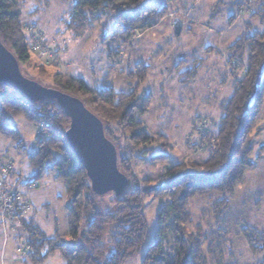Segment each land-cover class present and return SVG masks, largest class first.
Wrapping results in <instances>:
<instances>
[{"label": "trees", "instance_id": "obj_1", "mask_svg": "<svg viewBox=\"0 0 264 264\" xmlns=\"http://www.w3.org/2000/svg\"><path fill=\"white\" fill-rule=\"evenodd\" d=\"M72 1L65 23L75 36L85 33L89 22L110 12L117 16L126 42L133 29L150 25L155 13H165L164 9L156 11L152 5H143L144 0ZM23 2L0 0V39L18 59L22 73L31 78L22 70V65L31 60L29 35L25 30L28 25L25 27L21 22ZM253 2L257 6L250 16L257 17L262 28L242 35L227 47L230 74L238 70L239 75L232 80L230 96L219 103V119L211 125L204 119L193 123L195 136L187 138L185 144L195 155L165 166L156 185L147 187L141 182L144 185L140 186L132 168L135 162H165L171 147L164 135H148L136 118L146 112L150 92L117 91L108 82L101 88H92L80 77L49 70L43 63H33L35 70H41L48 79L46 82L31 79L79 97L102 120L106 137L116 147L118 166L128 183L119 195L114 192L97 195L65 139L69 118L57 102L53 99L33 102L12 85L0 84L1 135L10 138L20 149V133L9 121L21 116L34 126L44 124V131L36 133L33 149L27 155L28 179L25 181L17 175L18 180L34 187L45 174L51 173L63 183L66 198L67 235H60L55 229L53 236L48 237L26 214L16 213L24 230L21 238L30 248L28 262L42 264L51 253L58 252L63 264H124L140 250L148 236L144 198L151 196L164 202L157 210L155 239L146 248L142 264H206L202 250L203 228L197 224L193 231L187 229L192 222L188 203L195 196L232 193L246 169L254 165L250 158L251 133L258 128L256 124L264 101V0ZM116 52V49L107 50L110 62ZM180 60L184 61V66L185 55ZM175 66L182 68L179 63ZM146 71L147 65L139 62L127 75L144 79ZM194 75L195 67L189 66L178 72L177 80L187 83ZM118 138L124 141L126 153H119L115 143ZM156 147L158 152H155ZM201 149L204 155L198 153ZM227 204L226 197L212 202L215 223L221 222ZM240 233L249 251L264 249V232L244 227Z\"/></svg>", "mask_w": 264, "mask_h": 264}, {"label": "rangeland", "instance_id": "obj_2", "mask_svg": "<svg viewBox=\"0 0 264 264\" xmlns=\"http://www.w3.org/2000/svg\"><path fill=\"white\" fill-rule=\"evenodd\" d=\"M142 4L152 5L156 11L164 9L165 13H155L150 25L133 29L124 42L118 18L110 12L89 22L85 33L75 36L65 23L72 0H24L21 22L25 27L28 25L25 30L29 42L32 35L38 36L46 48L57 53V62L50 64L30 49L31 60L22 65V70L27 76L46 82L48 78L41 70H35L33 63H43L52 71L59 65H69L71 69L74 64L83 69L80 74L90 87L101 88V80L105 77V82L117 91L150 92L146 112L136 118L148 135H164L171 147L167 150L168 159L163 163H133V173L140 181L139 185L143 186L142 182L148 187L157 184L165 166L195 155L185 144L187 138L195 136L193 123L204 119L211 125L219 119V103L230 96L232 80L239 75L238 70L230 74L227 47L242 35L261 30L262 25L257 17L250 16L257 6L253 0H144ZM176 17L181 21L178 36L174 35L172 27ZM110 49L117 51L115 62L108 61L107 50ZM184 55L186 61L182 66L184 61L180 58ZM139 62L147 65L144 79L137 75L128 76L127 71H134ZM178 63L182 68L175 66ZM108 64L111 67H107ZM189 66L195 67L194 77L187 83L178 82V72ZM85 72L89 73L88 76ZM10 121L17 126L22 146L13 152L12 157L19 160L20 176L26 181L30 169L24 155L33 147L34 126L21 116ZM256 126L258 128L251 133L250 158L254 165L246 169L234 191L195 196L188 203L192 222L187 229L193 231L197 224L203 228L202 250L206 264H264V249L254 253L249 251L240 233L244 227L264 232V101ZM116 134L120 135L117 131ZM117 140L119 153H126L124 141ZM158 151L156 147L155 152ZM198 153L204 155V150ZM23 188L26 190V186ZM26 192L31 202L26 215H33L47 234L49 229L55 228L58 234L67 235L63 183L47 173ZM223 197L227 198L228 204L217 224L211 212L212 202ZM163 202L161 198H144L149 233L140 250L124 264H142L146 248L155 239L156 214ZM23 231L21 229L18 236L17 231L7 236L4 234L5 239L15 234L16 241L22 242ZM167 241L168 234L165 246Z\"/></svg>", "mask_w": 264, "mask_h": 264}, {"label": "water", "instance_id": "obj_3", "mask_svg": "<svg viewBox=\"0 0 264 264\" xmlns=\"http://www.w3.org/2000/svg\"><path fill=\"white\" fill-rule=\"evenodd\" d=\"M173 33L180 34L181 21H172ZM10 84L30 101L53 99L69 118L65 139L85 170L91 190L97 195L123 193L128 178L119 169L116 147L104 133L102 120L83 101L68 92L45 86L26 77L16 56L0 39V84Z\"/></svg>", "mask_w": 264, "mask_h": 264}, {"label": "built area", "instance_id": "obj_4", "mask_svg": "<svg viewBox=\"0 0 264 264\" xmlns=\"http://www.w3.org/2000/svg\"><path fill=\"white\" fill-rule=\"evenodd\" d=\"M30 49L34 51L33 53L38 58L44 61L50 63L56 61L57 53L50 48H46L38 36L33 37L32 35ZM35 127L36 133L44 131V124L42 123ZM15 169L16 162L14 159L6 155L0 156V227L5 236L16 231L18 233L22 229L16 213L26 214L31 208V202L26 190L30 189L33 184L19 181L18 177L15 176ZM25 186L26 190L23 188ZM29 249L28 243L23 240L17 243L15 253L20 257H27Z\"/></svg>", "mask_w": 264, "mask_h": 264}, {"label": "crops", "instance_id": "obj_5", "mask_svg": "<svg viewBox=\"0 0 264 264\" xmlns=\"http://www.w3.org/2000/svg\"><path fill=\"white\" fill-rule=\"evenodd\" d=\"M58 47H60V46H58ZM60 49L63 50V48H61V47H60ZM114 59H115V56L113 57V60ZM113 62H115V61H113ZM110 65L111 64H108L107 67H111ZM68 66L69 65H61V66L59 65V66H57V69L55 68L54 70H59V71L67 72V73H69V74H71L73 76L80 77V78H82L85 81V78L83 77V75L80 74V73H82L81 70H83V69H81V67L79 65L72 64V66H73L72 68L73 69L72 68L69 69ZM70 67H71V65H70ZM60 68H62V69H60ZM85 74L88 76L89 73L88 72H85ZM105 79H106L105 77L102 78V80H101V84H102L101 87L104 86V84L106 83L105 82ZM97 80H99V79H97ZM85 83H86V81H85ZM92 88H96V87L95 86H92ZM9 122H10V125H12L13 127H15L17 129V126H14L11 123V121H9ZM35 135H36V127L34 126V135H33L34 138H35ZM12 142L13 141L10 140V138H8V137L3 136V135L0 134V156L7 155L10 158H12V159L15 160V157H12V155L14 154L13 153L14 151H18V148ZM33 143H34V139H33ZM32 149H33V147H32ZM29 152H26V154L24 155V158L26 159V161H27V155H28ZM17 160H15V162H16V169H15L16 170V173H15V176L20 175V171H19V160L18 161ZM28 196H29V194H28ZM28 214L29 215H27V218H30L31 220H33L34 223L39 227V225L35 221V218L33 217V215H31L30 213H28ZM41 230L44 232L43 229H41ZM48 233L49 234H47V233L44 232V234L46 236H48V237L53 236V234L55 233V228L54 229L53 228L52 229H49V232ZM17 242L18 241H16L15 234L14 235L12 234L7 239H5L4 233H3V231H2V229L0 227V264H31L24 257H20V256H18L17 254L14 253V248H15ZM55 254H57V255H55ZM55 261L57 262V264H63L62 258H61L60 254L58 252L51 253L48 256V258L42 264H53V262H55Z\"/></svg>", "mask_w": 264, "mask_h": 264}]
</instances>
